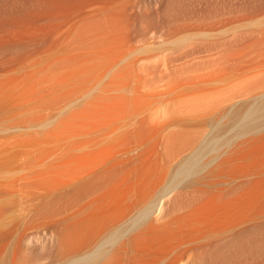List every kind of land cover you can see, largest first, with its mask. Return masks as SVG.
I'll list each match as a JSON object with an SVG mask.
<instances>
[{"label":"bare ground","instance_id":"bare-ground-1","mask_svg":"<svg viewBox=\"0 0 264 264\" xmlns=\"http://www.w3.org/2000/svg\"><path fill=\"white\" fill-rule=\"evenodd\" d=\"M263 16L264 0H0V65L7 72L0 80V108L24 111L41 102L40 108L48 109L71 100L41 142L59 143L61 149L62 139V144L71 138L66 144L76 141L80 145L82 136L99 132L104 140L106 134L115 136L118 130L117 124L107 128L110 124L127 114L134 116L143 104L155 99V94L149 97L143 88L157 77L192 78L194 85L202 82L214 87L234 77L249 81L264 73L259 71L264 66V27H255V22L225 43L193 46L207 53L202 52L207 59L198 65L195 61V67L169 65L158 74L149 59L126 53L131 40L152 31L159 35L209 33L222 25L253 22ZM202 69L209 71L193 73ZM256 69L259 73L253 72ZM150 74L157 77L152 79ZM178 80L175 88L180 85ZM204 85H199L195 96L192 87L184 92L192 97L174 94L187 99L184 103L195 102L190 112L199 105L188 118L202 116L199 112L208 100L204 95L210 93ZM188 86L176 91H187ZM195 98L199 103L206 101L204 106ZM237 105L236 109L229 107L234 109L230 118L222 115L225 110L209 116L219 127L183 158L184 165L178 164L177 172L174 169L175 189L167 192L171 196L152 211L142 210L129 230L114 233L103 248L77 264L263 262L264 98L248 111L246 104ZM150 117H140L134 129L124 130L127 140L115 136L109 143L96 138V143L88 138L79 148L75 142L78 151L41 171V177L64 189L60 193L64 201H59L56 211L71 210L54 242L59 259L95 248L105 234L142 208L168 178L170 163L182 152L181 143L174 139V131L161 129L163 122L158 117L157 124L153 118L154 125L149 124ZM162 139L170 141L163 143ZM66 144L60 156L75 147Z\"/></svg>","mask_w":264,"mask_h":264},{"label":"rangeland","instance_id":"rangeland-1","mask_svg":"<svg viewBox=\"0 0 264 264\" xmlns=\"http://www.w3.org/2000/svg\"><path fill=\"white\" fill-rule=\"evenodd\" d=\"M260 19L261 23L263 24L260 23ZM260 19L253 22H247L248 24L244 22H234L228 25H222L221 27L219 26V28L216 29L217 31H211L212 33H201L200 31L194 30L182 31L173 35H164L163 33H160L159 35V33H155L154 31H152L150 33H146L148 35L141 34V36L136 37L135 40H131L132 42L130 41V45L132 44V47L129 48V50H131L130 52H128L129 50H127L126 53L130 56H143L149 59V63L152 65V68L154 66L155 70L157 68V71H154L155 74L159 73L160 68L166 69L167 66H172L174 69L176 68V66L178 69L182 66L184 68L191 69L190 66L195 67L199 64V62H201L202 59L204 61H206L205 59H207L203 56L206 52L200 51L202 50L201 48L197 49V47H193L197 43L216 42L215 44H221L222 42L219 41H224L223 43H225L231 37L233 38V36H237L238 34H240V30V32H246L244 31V29L246 28L245 30H247V28L251 27L250 25H253L254 22L255 27H264V16ZM237 24L239 25L236 26ZM240 25L243 27H240ZM244 25L246 26L244 27ZM198 38L204 39V41L198 40ZM205 39H208V41ZM262 43L263 42L261 41L259 42L260 45ZM195 57L199 58L196 59ZM165 58H167V61H169L170 63L167 62ZM163 59L165 61V64L164 61L162 62ZM195 61L197 64L195 63ZM263 67L261 68L263 69ZM2 68L3 67L0 68V80L4 79L7 75L5 69ZM152 68L150 70H152ZM261 68H259L260 70L258 68L257 69L260 72H264V69L262 70ZM258 70L257 72H253L259 73ZM208 71V69L194 70L193 73L201 74ZM241 72L243 71L241 70ZM145 73L147 74L148 72ZM153 76L154 77L152 78L151 75L152 79L157 77L155 75ZM162 78L165 81H162ZM239 78L240 79H236V77H234L228 81L217 84L211 83L214 87H210L212 85H208V83H206L207 85H204L205 83L202 82H195L194 85L192 78H182L180 80L179 77H176L174 78V80H172V78H168L170 79L168 80L167 78L165 79V77H157L158 80L155 78L156 80L154 79V82L151 81L147 87L143 88V91H149V97H151L152 94H155L156 97L154 95L152 96L155 99L153 100L151 98L152 101H149L150 104L149 102H146V104L148 105L143 104L145 105V107L142 106V109L143 107L144 109H141V112H136L134 116L131 115L132 117L127 114L126 116L122 117L124 119L121 120L120 118L119 121L117 120L116 122L110 124L107 128L110 129L113 127L112 125L115 126L117 124L115 127H117L120 132L117 130V133L115 132L114 135L116 136V138L120 139L123 136V139L127 140L125 138L126 135H122L124 134L123 131L134 129L140 117H147L149 114L151 116V119L148 122L149 124L154 123H152V118L155 120L154 124H157L156 120L158 117V120L160 119L161 123L163 122L161 125L162 130L175 132L173 137L174 139H178V141H180L179 143H181V146L179 147V150H182V152L176 155L173 161L170 163L168 178L166 179L160 190L158 189L155 194L149 199V201L142 206V208H138L132 217H130L125 222L120 223L118 226L105 234L106 236H103L104 238H101V241L95 245L96 247L94 246L95 248L89 250L90 252L87 251L83 253V255L64 259H59L56 256V243L54 242L57 241L55 238L58 237V231L62 227V225L60 224H62L63 218L65 219L68 214H70L71 210L64 209L62 211H56V206L64 201L63 197L61 198L60 195V193H62L64 189L58 188L57 183H51L46 178L41 177V171L47 170L50 167L54 166L64 157H66L67 154L78 151L77 148H79V146H81L83 143H85V141L89 139L96 142V138H98V142L107 140L106 142L109 143L108 141L113 139L112 137L115 138V136H108L106 134V137L108 139L105 138L104 140L103 132L95 133L91 136H82L83 140L81 141L80 145L74 140L78 145L77 148L76 143L72 142L74 143L75 147H71V149L69 148V153L66 149V152H63V156H60V151H63L66 148L65 144L71 138H67L64 144L61 143L64 141V139L60 140L61 142L58 141L61 144V149L62 146L63 148L65 147L62 150L59 149V143L56 145L54 143L42 142L44 140V135L50 128L51 124L57 121L60 117V111H63L61 109L66 107L67 105H71V100L54 103L48 109L46 107L40 108L41 102L29 106V108L27 107L24 111L19 108L17 109V107L15 108L14 106L13 109L11 108L12 110L0 108V264H77L81 259H86L88 256H90V254L92 255L93 253H95V251L103 248L105 246V241L108 240V237L111 238L114 233L117 234L118 231L123 232L124 230L125 232L129 230L132 227L131 223H133L136 217L141 216L145 210H154L158 204H160L173 194L171 193L168 195L167 192L171 191L172 187H174L175 189L176 184L174 183V179H172V177L173 174H176L175 176H177V173H175L174 171L176 170L177 172V167L179 166L178 164H182L183 158L184 160L186 158L185 156L196 151L199 146L204 143L205 140L211 138L214 135L212 131L215 132L216 130H214V128L219 127V123L209 120L210 115L218 111L225 110L222 115H224L225 118H230L232 109H236L235 105L238 104V107L239 104H246L245 106L247 107H243L246 111H248L252 107L254 102L261 99L262 97L264 98V73L261 76H257L256 78H253L249 81H245L246 78L243 77ZM177 80L178 82H181H179L180 85L178 84L179 86L175 88V86L177 85ZM259 82H261L260 85H257L256 83ZM189 83H191V86ZM202 84L207 88L210 87L209 89L205 87V89L210 90V93L205 90L204 93L208 92L209 94H206L207 96L203 94L204 97L208 98L207 102H209V105L206 101L205 102L208 106L204 101H200L201 105L204 102L205 106L208 107H202V110H205L206 108L207 111L204 112L199 107V110H201L199 113L202 114V116L198 118H188L190 115L187 114L193 113L195 108H198L199 105L195 108L193 107L192 112H190V110L192 109L191 106L195 102L193 104L192 102H190L192 105L187 104L184 103V100L187 99L183 100V98L176 97H179L182 92H188L191 87L193 88V91H195L194 93L192 91H190L189 93H193L195 96V94L198 93V90L200 89L199 85ZM185 86H188L187 91H180L181 93H178L179 91H176L177 88L179 89L180 87L179 90H182L181 87L185 88ZM202 91L203 89H201L199 93H202ZM174 94L178 96L175 97ZM186 94L187 93H184V95ZM187 96L190 95L187 94ZM182 97L185 96H183L182 94ZM171 98H174L176 100ZM200 98L201 97H197V100H199ZM194 100H196V98ZM197 102L199 103V101ZM231 105H234L233 108H229ZM202 106H204V104ZM189 107L191 109L188 110ZM186 110L189 112H187ZM196 111L198 110H195V112ZM185 114L187 116H185ZM146 119L149 120V117ZM118 122L119 124L121 123L120 125L122 127L119 126ZM118 126L121 127V129ZM230 131L232 132V130H229L228 133H231ZM93 135L95 136V139H93ZM73 139L77 140V138ZM191 140H194V144H187ZM161 141L163 143L166 142L164 139H162ZM169 141L170 140H167V142ZM70 142H68V144ZM78 142H80V140H78ZM68 144H66L67 148L72 145ZM183 165L184 164H182L181 166ZM60 200L61 202H59ZM153 207L155 208L153 209ZM245 261H243L242 264ZM261 262H258L256 264H261ZM247 263L251 264L250 261H246L244 264ZM262 264H264V261L262 262Z\"/></svg>","mask_w":264,"mask_h":264}]
</instances>
